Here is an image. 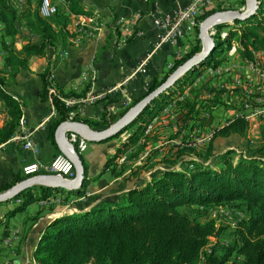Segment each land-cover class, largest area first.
<instances>
[{
    "label": "crops",
    "instance_id": "obj_1",
    "mask_svg": "<svg viewBox=\"0 0 264 264\" xmlns=\"http://www.w3.org/2000/svg\"><path fill=\"white\" fill-rule=\"evenodd\" d=\"M15 1L12 0V5L21 10L28 0H18L20 7L16 6ZM32 1L34 8L39 0ZM57 1H61L59 7H65L64 1ZM83 1L94 9L95 16L91 19L95 22L88 16L72 15L67 27V47L50 49L44 56L31 58L28 68L21 70L15 80L11 77L12 69L5 65L7 51L0 54V76L6 78L8 91L20 102L23 111L18 132L7 143L0 145V187L12 184L15 176L24 177L23 168L28 164L41 163L38 164V176L48 175L46 166L61 154L56 137L55 142L50 137V131L58 120L54 98L63 102L69 110L68 121L82 122L94 130L110 106L115 108L113 114L117 115L122 106L126 108L140 99L152 80L155 77L161 79L169 70V65L188 54L195 44L194 35L191 34L181 38L175 46L155 47L157 32L153 21L156 12L172 14L185 7L189 0ZM229 3L238 5L243 0H221L207 9L224 8ZM244 6H247V2ZM134 16L141 17L138 29L142 34L123 43L117 32V28L121 27L116 19ZM79 19H82V25L90 26L91 34L79 32ZM224 24L226 27L221 30L218 26L223 24L217 25L219 34L216 40L221 39L222 32L230 33L232 29L242 26ZM96 26L97 31L92 29ZM7 40V46L17 52H21L28 43V39L20 35ZM31 40L40 42V38L34 35H31ZM231 43L239 44L236 38ZM201 45L203 49L202 42ZM239 49L235 53L228 50L225 58H220L217 67L204 68L184 94L167 107L168 111L161 112L148 125L151 129L148 132L146 129L135 147L126 153L124 160H116L111 169L105 170V165L115 155L120 145L118 139L88 143L77 136L79 143L88 144L84 152H81V146H74L80 150L87 168L86 179L89 184L83 197H78L72 191H55L47 199L30 204L23 212L12 217H8V213L18 208L21 201L0 204V264H40L34 253L49 223L80 207L89 208L106 199H116L130 187L131 183L128 184L127 179L136 165L132 164L133 170L123 171L122 165L128 158H136L139 165L154 153L153 156H159L156 159L160 161L169 149H172L169 153L172 156L175 150L191 147V142L198 138L206 139L203 145L197 146L201 148L212 141L217 128L244 115L249 117L250 134L252 131L257 133L255 144H259L262 141L264 114H258L257 111L264 108V89L259 90L262 80L254 71L253 63H260L264 69V34H261V40L252 50L251 60L242 57ZM47 70L51 73L48 98L45 99L42 97V74ZM111 101L121 105V108H116L115 103L108 106ZM245 103L250 107L246 108ZM0 108L3 109L1 101ZM8 119V113L3 109L0 127ZM250 134L248 140L251 145H255ZM28 136L36 145L37 152L24 148L25 140L22 138ZM147 141V147L142 149ZM237 142L240 143L236 137L228 141L219 139L218 149H234L231 145H239ZM128 164L131 165V161ZM163 167L159 170H164ZM108 172L111 179L104 177ZM41 187L45 186L31 188L40 191ZM54 199L55 202H50ZM40 211H43L40 218L32 221ZM230 231L222 232V236H227L223 241L230 243L223 248H228L232 243Z\"/></svg>",
    "mask_w": 264,
    "mask_h": 264
},
{
    "label": "trees",
    "instance_id": "obj_2",
    "mask_svg": "<svg viewBox=\"0 0 264 264\" xmlns=\"http://www.w3.org/2000/svg\"><path fill=\"white\" fill-rule=\"evenodd\" d=\"M62 1L66 6H60L56 15L45 19L39 12L41 0L34 8V2L28 0L21 10L12 5V0H0V20L5 27L0 42V54L7 51L4 61L5 65L12 69L13 80L21 70L28 68L31 58L44 56L50 49L67 47V27L71 15L88 18L95 16L94 9L87 6L83 0ZM245 3L243 0L241 7ZM241 7L219 6L217 9H207L198 17V22L216 12L239 10ZM235 24L242 26L232 29L225 38L222 32L223 41L220 38L216 40L219 33L214 35L219 47L201 67L189 72L121 133L105 141L115 140L123 133L132 131L126 141L120 144L115 155L108 160L105 170L111 169L116 160L139 142L148 124L160 115L166 106L181 97L204 68L217 67L220 64L221 51L229 50L234 45L231 43L234 38L240 44V49L239 44L236 45L242 57L252 59V50L261 40V34H264V0H259V9L253 18ZM218 27L221 30L226 24ZM17 35L28 39L21 52L7 46V39H15ZM31 35L38 36L40 42L32 41ZM194 39L195 44L190 52L176 59L161 79L155 77L144 96L126 108L122 106L117 115L106 111L102 122L96 124L94 130L109 128L144 97L161 86L178 67L200 53L202 45L199 39V25ZM50 73L51 71L47 70L42 74V97L45 99L48 98ZM0 101L9 117L0 127L2 145L18 132L23 116L20 102L8 91L7 80L2 76ZM53 103L58 120L50 131V137L55 142L57 126L70 118L69 110L63 102L54 98ZM113 103L116 104L114 101L108 102V106ZM116 105V108H121V105ZM3 109L0 108V115ZM250 129L249 121L245 117H238L217 128L208 145L199 149L182 147L175 150L172 156H169L170 151L172 152V149H169L160 160V164L167 168L152 176H146V167L136 168L127 179V183H131L130 187L118 198L106 199L101 204L89 208L80 207L77 211L65 213L49 223L34 253L35 259L40 264H199V261L204 260V251L210 243V238L219 236L222 229L217 227L214 220L201 221L189 214L188 210L229 204L241 209L245 217L237 223L233 235L230 234L231 245L224 248L223 252H217L215 249L208 264H264V127L262 141L255 145H251L248 140ZM233 137L240 141L238 149H218L217 140L228 141ZM75 149L80 153L77 147ZM191 155H194V158H191ZM85 169L87 174V168ZM26 179L25 176H15L12 184L0 187V193L12 189ZM88 184L86 179L81 189L71 193L83 197ZM55 191L60 190L41 187L40 191L32 188L23 191L13 199L20 200V206L7 216L12 217L23 212L30 204L47 199ZM42 213L43 211H40L32 221L39 219ZM239 258L242 260L239 261Z\"/></svg>",
    "mask_w": 264,
    "mask_h": 264
},
{
    "label": "water",
    "instance_id": "obj_3",
    "mask_svg": "<svg viewBox=\"0 0 264 264\" xmlns=\"http://www.w3.org/2000/svg\"><path fill=\"white\" fill-rule=\"evenodd\" d=\"M246 2L247 9L245 12L239 10H224L216 12L203 20L199 26V39L203 44L202 51L178 67L161 86L144 97L109 128L99 131L93 130L88 125L77 121H66L60 124L55 137L61 153L66 155L74 164L76 176L73 180H65L52 175H40L28 178L12 189L0 193V204L13 201L23 191L36 185H42L60 191H76L81 189L86 180V169L80 154L73 146L68 144V132L73 131L80 137L85 138L88 143H103L121 133L135 122L158 98L174 88L189 72L201 67L217 50L219 45L209 33L211 28L228 22H245L256 15L259 9V0H246Z\"/></svg>",
    "mask_w": 264,
    "mask_h": 264
},
{
    "label": "built area",
    "instance_id": "obj_4",
    "mask_svg": "<svg viewBox=\"0 0 264 264\" xmlns=\"http://www.w3.org/2000/svg\"><path fill=\"white\" fill-rule=\"evenodd\" d=\"M220 1L221 0H189L188 4L185 7L180 8L179 10L175 11L172 14H166V13L163 14L161 11H157L156 14L154 15V21H153L158 31V40L155 46L156 49L168 43L174 45L178 42L180 38L184 37L186 34H191V33L194 34L196 28L199 25V24L191 25V16H194V10L201 9L202 7H210L215 2H220ZM59 2L61 1L41 0L39 7L40 15L45 19L52 18L54 15L58 13ZM140 20H141L140 16H134L130 18L118 17L116 19V21H121V28H117V32H119L121 41L123 43L142 34L138 29ZM77 27L79 28V32L86 33L87 35L91 34L90 26H82V19H79L77 21ZM216 27L217 26L210 29L209 33L211 36H214L218 33ZM92 29L95 31L98 30L97 26L96 28H92ZM4 33H5V28L2 21L0 20V42L3 38ZM172 66L173 65L170 64L169 69ZM253 68L257 76L262 80L259 85V90L262 91L264 89V69L261 67V64L257 62L253 63ZM245 107L249 108L250 105L248 103H245ZM109 112L114 113L115 108L113 106L110 107ZM257 113L264 114V108L259 109ZM243 117H245L247 120L249 118L246 115H244ZM22 139L25 140L24 148L26 150L37 152V147L29 139V136L24 137ZM67 140H68V144L73 147L81 146V152H84L88 145V144L79 143V140H77V134L74 133L73 131L68 132ZM205 140L206 139L198 138L193 140L191 143L194 144L195 147H197L199 145L204 144ZM38 164L41 163L28 164L24 166L23 174L27 179L39 175L40 171H38ZM46 172L57 174L58 178L65 180H73L76 176L74 164L67 156L66 158H58L57 155L53 159L51 164L49 166H46ZM55 201L56 199L50 202H55ZM230 226L231 228L235 229V224H230ZM217 237L218 236H213L210 239H215ZM9 242L10 241H8V243ZM214 250L215 249H213L211 253H206V261H199V264H208L209 257L213 255Z\"/></svg>",
    "mask_w": 264,
    "mask_h": 264
},
{
    "label": "rangeland",
    "instance_id": "obj_5",
    "mask_svg": "<svg viewBox=\"0 0 264 264\" xmlns=\"http://www.w3.org/2000/svg\"><path fill=\"white\" fill-rule=\"evenodd\" d=\"M55 1H57V0H55ZM15 4H16V6H18V7H20V2L17 0V1H15ZM36 4H38V2H36L35 3V5ZM65 4V3H64ZM213 5V4H212ZM232 5V3H229V4H226V6L225 7H230ZM241 5L242 4H238V5H236V4H233L232 6H234V7H241ZM245 8H243V7H241L240 9H239V11H242V12H245L246 11V7L247 6H244ZM208 7H202L201 9H198L197 11H196V13H195V16L193 17V19L191 20V24L192 25H198L199 24V26H200V24L203 22V21H201L200 23L198 22V17L200 16V14H204V12H205V10L207 9ZM203 9V10H202ZM242 9H244V11L242 10ZM229 10H231V9H229ZM199 14V15H198ZM211 16V15H210ZM91 19V18H90ZM92 20V22H95V20L94 19H91ZM97 24V23H96ZM231 24V23H230ZM241 25V24H240ZM82 26H84V25H82ZM155 26V25H154ZM156 28V27H155ZM97 29H98V26H97ZM156 32H157V40H158V31H157V29H156ZM191 34H193V33H191ZM191 34H186L184 37H186L187 35L189 36V35H191ZM194 35V34H193ZM223 35H224V38L227 36V32H223ZM184 37H182V38H184ZM213 38H214V36H212ZM181 39V38H180ZM179 39V40H180ZM189 39H191V38H189ZM215 39V38H214ZM157 40H156V42H157ZM178 40V41H179ZM178 43V42H177ZM176 43V44H177ZM176 44H174V45H172V44H165V45H170V46H175ZM155 46H156V43H155ZM164 46V45H163ZM163 46H161V47H163ZM229 51H231V52H233V53H235L236 51H237V45L236 44H234L232 47H230V49H229ZM227 52H228V50L227 49H224L223 51H221V53H220V57H219V60H220V58H225V56L227 55ZM180 98V97H179ZM177 100V99H176ZM174 102V101H173ZM172 102V103H173ZM171 103V104H172ZM171 104H169V105H171ZM168 105V106H169ZM168 106H166L165 108H164V112H167L168 111ZM162 111V112H163ZM121 119V118H120ZM119 120V119H118ZM117 120V121H118ZM116 121V122H117ZM153 122V120L148 124V125H150L151 123ZM148 127V126H147ZM146 129H151V127L149 126L148 128H146ZM148 130H147V132H148ZM131 132L132 131H127V132H125V133H123L119 138H117L118 140H119V143L120 144H122L123 142H125L126 141V139L130 136V134H131ZM251 135V137H252V142L255 144L256 142H257V140H256V138H257V133L255 132V131H252V133L250 134ZM260 142L261 141H259V144H260ZM237 143H239V142H237ZM199 144H201V143H199ZM188 145H190V144H188ZM203 145V144H202ZM120 146V145H119ZM199 146H201V145H199ZM238 145H231V147L232 148H234V149H238V147H237ZM135 146H133V147H131L130 149H132V148H134ZM145 147H147V146H145V144H144V146L142 147V149H144ZM196 148V149H199L198 147H195V145L194 144H192L191 143V147L190 148ZM130 149H128L124 154H123V156L120 158V159H122L123 160V158H124V156L126 155V153L127 152H129L130 151ZM79 153V152H78ZM80 154V153H79ZM150 154V153H149ZM59 155V154H58ZM153 155H155L154 153L151 155H148L147 156V159L144 161H142V163H140L139 165H138V160L135 158V159H127L125 162L126 163H124L122 166H124L123 167V171H128L129 169H131L132 168V164H134V165H136V166H138V167H136V166H134V168H142V167H146L145 169L147 170V172H146V176L149 174V176L148 177H150V176H152V175H154L157 171L156 170H159L160 169V167H162V165L160 164V161H159V159H156L157 157H159V156H153ZM114 156V155H113ZM161 157V156H160ZM191 158H194V155H191ZM119 159V161H117V162H120L121 160ZM129 161H131V165H129L128 164V162ZM136 164H135V163ZM165 168H167L166 166H164L163 167V169H165ZM179 168V167H178ZM132 170H133V168H132ZM132 173V172H131ZM131 173H129V174H131ZM151 173V174H150ZM48 175H51L50 173H47ZM143 174H145V172H143ZM106 179H111V175H110V173L108 172L107 174H106V176H104ZM188 213L189 214H191V215H193L194 217H196V218H199V219H201V221H206V220H214L215 222H216V224H217V227L218 228H221L222 229V232H223V230H225V231H227V230H231L230 231V234L232 233V232H234L235 231V229H236V226H237V223L238 222H240V221H242L243 219H244V217H245V214H244V212H242L241 211V209H239V208H236L235 206H231V205H229V204H226V205H221V206H217V207H207V208H204V207H201V208H190L189 210H188ZM230 224H235V229H233V228H231V226H230ZM222 232H221V234L217 237V238H215V239H211L210 240V243H209V245H208V247L205 249V251H204V255H203V258H204V260L203 261H206V253H211L212 252V250L213 249H216V251L217 252H223V251H225V250H223L224 248V246H226V245H229L230 243H228L227 241L226 242H224L223 240H225V237H227V236H222ZM232 235H233V233H232ZM216 246V247H215ZM223 248V249H222ZM233 261H235L236 259H232ZM239 261H241L242 259L241 258H239L238 259ZM237 260V261H238ZM232 261V262H233Z\"/></svg>",
    "mask_w": 264,
    "mask_h": 264
},
{
    "label": "bare ground",
    "instance_id": "obj_6",
    "mask_svg": "<svg viewBox=\"0 0 264 264\" xmlns=\"http://www.w3.org/2000/svg\"><path fill=\"white\" fill-rule=\"evenodd\" d=\"M198 9H195L194 10V16H195V13H196V11H197ZM203 10V9H202ZM199 15V14H198ZM194 16H191V20L193 19V17ZM228 23H230V22H228ZM233 24V23H232ZM118 25L121 27V21H119L118 22ZM77 136H79V135H77ZM80 137V136H79ZM80 138H82L83 140H85L86 142H88L85 138H83V137H80ZM70 147V146H69ZM58 158H66V155H64L63 153H61V154H59L58 155ZM39 171V170H38ZM52 176H56L57 177V174H53V173H50Z\"/></svg>",
    "mask_w": 264,
    "mask_h": 264
}]
</instances>
